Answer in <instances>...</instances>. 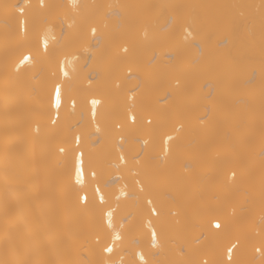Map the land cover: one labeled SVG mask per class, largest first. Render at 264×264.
Segmentation results:
<instances>
[{
  "label": "bare ground",
  "instance_id": "bare-ground-1",
  "mask_svg": "<svg viewBox=\"0 0 264 264\" xmlns=\"http://www.w3.org/2000/svg\"><path fill=\"white\" fill-rule=\"evenodd\" d=\"M82 2L94 6L88 12L96 33L93 35L87 25L72 30L70 50L84 69L83 86L88 88L89 76L94 82L81 97L76 115L67 118L62 110L60 124L53 128L49 123L42 85L50 87L52 74L39 64L22 77L18 96L7 109L19 129L13 170L24 182V195H32L31 180L40 197L29 217L39 244L49 248L54 244V255L58 254L66 264H95L99 258L95 214L77 203L57 149L72 135L67 131L69 119L72 124L79 122L86 136L85 159L89 153L96 157L102 172L101 185L114 181L116 176L120 184H113L108 192H118L125 183L131 185L132 177L126 170L113 166L115 154L108 137L105 131L96 133L90 123V104L84 105L83 99L96 95L106 100V115L101 119V127L106 130L111 124L107 111L119 109L133 89H138V113L142 106L144 114H150L161 126V131L151 136L147 131L137 132L140 138L150 139L142 164L156 178L154 196L176 213L167 217V237L160 259L197 256L196 245L203 248L211 240H201L199 244L195 241L202 234L210 236L208 221L222 212L237 221L243 216L248 225L255 224L264 214V0ZM3 31L0 25V71ZM28 47L26 44L19 48L12 59ZM130 74L132 79H128ZM33 76L38 79L33 80ZM116 82L121 84L119 91L114 88ZM81 109L85 113L83 120ZM5 113L0 97V129ZM171 117L178 120L179 132L173 129ZM37 125L39 136L35 133ZM163 131L177 137L166 158L160 145ZM215 133L220 138L215 139L219 137ZM127 147L138 151L136 144ZM226 166L228 176L221 177ZM232 172L236 173L234 181L230 179ZM211 176L215 180L209 184ZM244 189L249 191L241 197ZM84 192L91 200L92 187H85ZM7 204L11 210L15 197L9 196ZM41 206L50 209L49 228L42 225ZM3 210L0 183V228ZM126 210L130 208L122 209ZM248 212L254 213L253 218H248ZM18 227L22 230L23 224ZM248 227L254 236L256 229ZM181 248L188 256L181 254ZM2 251L0 243V256Z\"/></svg>",
  "mask_w": 264,
  "mask_h": 264
},
{
  "label": "snow or ice",
  "instance_id": "snow-or-ice-1",
  "mask_svg": "<svg viewBox=\"0 0 264 264\" xmlns=\"http://www.w3.org/2000/svg\"><path fill=\"white\" fill-rule=\"evenodd\" d=\"M90 7L94 6L84 4L82 0H61L59 3L54 0H18L16 3L0 0V25L4 30L0 97L6 109L3 128L0 129V183L4 196L0 264H66L58 254L54 255V244L51 248L39 244L37 232L29 223L33 205H39L40 197L31 180L32 195L26 197L25 187L22 186L24 182L13 170L19 129L7 109L18 96L22 77L39 64L42 70L48 68L52 74L50 87L47 83L42 85L47 98L49 123L53 128L58 126L62 110L67 118L76 115L81 106V97L91 88L94 80L89 76L88 88L83 86L84 69L78 64L79 57L70 50L69 37L72 30L85 25L95 35L96 27L90 23L88 12ZM187 35L190 36L191 32ZM26 44L29 45L27 51L12 59L15 52ZM132 78L130 74L128 79ZM32 79L38 77L33 76ZM114 88L119 91L121 84L116 82ZM136 91L138 89L131 90L119 109L107 111L111 124L106 130L101 127V119L106 115V100L96 95L83 99L84 105L90 104V123L95 126L96 133L105 131L108 137L115 154L116 163L113 166L126 170L132 177L131 185L125 183L118 192L107 191L116 181L101 185L102 172L96 157L89 153L85 159L86 136L79 122L72 124L69 119L67 131L72 135L57 149L62 157L67 182L76 193L77 203L85 210L91 209L96 217L94 226L100 256L95 264H264V214L260 216L252 236L245 220L237 221L226 212L214 215L208 221L210 236L202 234L195 241L199 244L201 240H211L209 245L198 249V258L160 259L167 237V217L176 213L160 204L154 196L156 178L142 164L150 139L142 140L137 132L147 131L151 136L161 131V126L150 114H144L142 106L138 113ZM80 115L83 120L85 113L82 109ZM40 131L37 125V136ZM175 131L179 132L180 128ZM97 139L101 141L99 135ZM176 139L173 133L167 131L160 135L161 151L165 158L172 152ZM130 144L140 145L139 151L127 147ZM230 179H236L235 172L230 174ZM87 186L92 187L91 200L84 192ZM9 196L15 197L11 210L7 204ZM49 211L40 207L41 222L46 228L51 227ZM20 224H23L22 230L18 227ZM180 252L188 256L183 248Z\"/></svg>",
  "mask_w": 264,
  "mask_h": 264
},
{
  "label": "rangeland",
  "instance_id": "rangeland-1",
  "mask_svg": "<svg viewBox=\"0 0 264 264\" xmlns=\"http://www.w3.org/2000/svg\"><path fill=\"white\" fill-rule=\"evenodd\" d=\"M164 50L166 51V49H164ZM165 51H164V52H165ZM151 55H152V54H151ZM151 55H150V56H151ZM150 56H149V58H151ZM173 83H174V82H173ZM156 88H158V89L160 90L159 87L156 86ZM156 90H157V89H156ZM160 91H161V90H160ZM157 92L159 93L158 90H157ZM157 92H156V93H157ZM127 93H129V92H126V94H127ZM158 93H157V94H158ZM127 95H128V94H127ZM161 95H162V94H161ZM164 96H165V95H164ZM164 102H165V100H164ZM189 110H190V109H189ZM195 114H196V113H195ZM171 118H172V120L170 119L171 124H172V122H173V123L175 124V126H176V123H178V122H177L178 120H177L175 117H171ZM174 118H175V119H174ZM175 120H176V121H175ZM203 120H204V119H203ZM201 121H202V120H201ZM174 124H172V125L174 126ZM175 126L173 127V129H174V128H178L179 125H177L176 127H175ZM175 130H176V129H175ZM215 134L217 135V133H215ZM215 134H214L213 136H215ZM217 136H219V137L216 138V136H215V139L220 138L221 135L218 134ZM141 139L143 140V138H141ZM212 139H214V138H212ZM213 142H214V140H213ZM136 146H137L136 149L139 151V149H140V145H137V144H136ZM113 168H114V167H113ZM114 169H115V168H114ZM223 170H225V172L223 171V172L221 173L220 176H221V177H224V176L227 177V176H228V171H230V170H229V167L226 166ZM214 180H215L214 177H212V176H211V177H208V183H209V184H210L212 181H214ZM246 190H247V189H244V190H243V192L241 193V194H242L241 197H243V196L245 195V192H248V191H249V190H247V191H246ZM243 194H244V195H243ZM247 194H248V193H246V196H247ZM262 200L264 201V199H262ZM263 201H262V202H263ZM235 206H237V205H235ZM235 206L233 207L234 209H236ZM262 213H264V212H262ZM246 215L249 216V217H248L249 219H251V218H253L254 213H253V214H250V212H248V214H246ZM261 215H262V214H261ZM261 215H260V216H261ZM251 216H252V217H251ZM260 216L258 217V219H260ZM245 217H246V216H245ZM245 217H244V218H245ZM240 218H241V219H240ZM240 218L238 217V220H242L243 216H241ZM258 219L256 218V219H254V221H256V220H258ZM258 221H259V220H258ZM258 221H257V222H258ZM257 222H255L256 225H257ZM251 223H252V222L249 221V224H251ZM255 224H253V225L251 224V225H248V226H250V227L252 226V227H251V230H252V228H253V229H256V227L254 226ZM192 228H193V227H191V229H192ZM248 229H250V228L248 227ZM196 246H197V247H196V252H198V249H200V248H199V245H196Z\"/></svg>",
  "mask_w": 264,
  "mask_h": 264
},
{
  "label": "built area",
  "instance_id": "built-area-1",
  "mask_svg": "<svg viewBox=\"0 0 264 264\" xmlns=\"http://www.w3.org/2000/svg\"><path fill=\"white\" fill-rule=\"evenodd\" d=\"M53 111H54V110H53ZM113 179H114V181H116L117 184H120V177H117V176H116V177H114ZM119 186H120V185H119ZM118 191H119V189H118Z\"/></svg>",
  "mask_w": 264,
  "mask_h": 264
}]
</instances>
